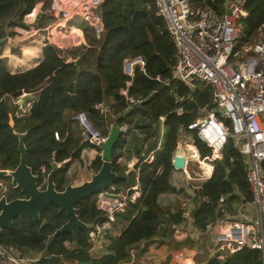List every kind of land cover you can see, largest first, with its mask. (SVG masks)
Returning <instances> with one entry per match:
<instances>
[{
  "label": "trees",
  "instance_id": "obj_1",
  "mask_svg": "<svg viewBox=\"0 0 264 264\" xmlns=\"http://www.w3.org/2000/svg\"><path fill=\"white\" fill-rule=\"evenodd\" d=\"M226 1L190 0L192 5L208 6L218 14L224 11ZM39 3L43 13L37 22L39 27H44L55 20L53 15L48 14L51 0H0V43L6 36L15 34L12 28L19 26L27 29L24 19ZM245 9L247 15L242 18L243 28L236 40L235 50L254 41L258 29L264 25V0H246ZM98 11L103 31L96 38L93 30L83 25L81 29L87 46L83 44L76 51H70L73 56L79 54L75 61H68L67 50L51 42L42 47L40 62L24 71L11 73L0 58V168L14 169L17 166L18 138L14 131L25 132L27 163L39 176V184L49 173L50 163L55 162L54 181L57 190H62L67 184L68 160H81L82 151L90 147L87 141L75 135L71 124L74 121L70 119L73 113L87 112L93 125L106 135L109 118L113 120L129 109L125 116L116 119V123H132L136 117L147 120L152 131L145 133V138L158 136L159 118L164 116L161 148L154 152L152 161L144 162L140 158L135 165L142 197L137 203L130 204L124 213L118 214L127 222L119 235L109 237L106 245L108 252L91 256L88 228H80L75 242L70 231L54 237L48 253L60 257L56 264H132L133 257L144 252L146 243L155 237H168L170 240L174 228L167 221L166 211L160 207L158 197L171 187L172 158L180 132L185 131L191 136L200 157L210 153L191 124L197 117L198 108L212 107V89L204 82L196 81L195 89L191 90L185 83L171 79L174 46L163 18L157 14L155 0H104ZM5 27L11 30L6 32ZM132 56L142 58L143 68H137L129 77L123 72L122 64L125 58ZM128 80H131V85L125 95L121 90L126 88ZM24 90L38 91L37 99L28 115L17 117L14 115L16 106L9 100ZM172 92L182 97V114L173 112L176 104ZM127 96L140 99V102L128 108ZM110 99L113 102L109 105L108 114L96 107ZM9 113L13 115V127L8 124ZM120 148L112 151L113 170L119 169L116 160L122 155ZM101 163V156H95L91 169L98 171ZM226 171H229L227 178ZM3 180L9 200L24 195L11 188L9 178ZM135 182L136 173L130 171L114 184L125 189ZM193 191V225L203 232L217 216L216 205L221 195H226L225 202L229 206L236 201L252 200L246 180V162L234 145L233 138L227 139L222 157L214 163L211 176ZM96 199L97 194H92L76 205L79 219L86 224H93L100 217ZM65 221L64 213L50 204L40 212L39 220L18 217L11 227L0 229V242L13 245L23 255L42 253L48 237L55 230L48 222H54L59 227ZM219 255L218 252L204 264H264V252L247 245L228 253L224 259H219ZM30 264L50 263L47 258H42Z\"/></svg>",
  "mask_w": 264,
  "mask_h": 264
},
{
  "label": "built area",
  "instance_id": "obj_2",
  "mask_svg": "<svg viewBox=\"0 0 264 264\" xmlns=\"http://www.w3.org/2000/svg\"><path fill=\"white\" fill-rule=\"evenodd\" d=\"M103 2L104 0H51L49 12L59 16L60 20L53 21L46 27L47 41L57 45L60 31L66 25L75 26L77 20L87 24L99 38L103 24L98 9ZM245 3L246 0H227L224 11L218 14L208 6L192 5L190 0H155L157 14L163 18L174 46L171 79L185 83L191 90L195 89L196 81L204 82L212 89V107L198 108L197 117L191 124V128L210 149V153L200 157L196 148L199 154L197 158H187L184 154L185 167L182 171L187 173L185 179H203L199 172L192 177L186 171L188 165L207 163L213 168L214 163L222 157L227 139L231 137L246 162V180L252 194L250 203L260 213L258 222L261 232L257 233V223L253 227L243 209H238L236 216L229 220L230 215L224 207L226 195L219 197L217 216L210 228L228 225L229 235L233 238L221 246L224 252L218 256L219 259H224L228 253L243 245L264 252V25L258 29L254 41L235 50L236 40L243 28L242 18L247 15ZM227 9L229 13L226 12ZM122 65L125 75L132 77L137 68H143V60L140 56L127 57ZM130 85L131 80H128L126 88L121 92L126 94ZM172 96L176 104L173 112L182 114V97L176 92H172ZM127 100L128 107L140 102V99L130 96H127ZM96 107L101 108V103ZM70 119L79 125L84 140L95 156H101V145L107 136L93 125L87 112H75ZM159 119L163 123L164 116ZM119 132L121 139L125 142L129 140L128 125H121ZM161 144L162 138L156 137L154 149L142 161H152L154 152L161 148ZM92 160L89 158L86 162L89 168ZM116 163L124 165L129 172H135L136 182L125 189L111 184L97 193L96 209L100 212V217L88 228V242L91 245L89 253L94 255L107 245L117 221L116 214L124 213L130 204L137 203L142 197L137 180L138 170L134 163L120 161V157ZM181 214L187 223L193 224L192 212L185 204ZM43 257L48 255H23L13 245L0 242V264H30Z\"/></svg>",
  "mask_w": 264,
  "mask_h": 264
},
{
  "label": "crops",
  "instance_id": "obj_3",
  "mask_svg": "<svg viewBox=\"0 0 264 264\" xmlns=\"http://www.w3.org/2000/svg\"><path fill=\"white\" fill-rule=\"evenodd\" d=\"M38 5L40 8L41 4ZM36 6L33 9V11L30 14H28L24 19L25 24L27 25V28H29L28 30H30L31 34L27 35L25 33L26 31H28L27 29L24 31V33H22L21 29L23 30L24 28L16 26L12 28V30L15 32L14 34L15 37L11 38L6 36L5 38H3V42L0 43V58H2L5 61L6 66L11 73L27 70L37 65L42 59V47L46 44V42H48L47 38L44 37V35L37 34V29H35L33 25L29 24L33 21V20L31 21V17L34 16V19L38 26L37 20L40 17L41 13H43V11L39 12V10L36 9ZM51 15L55 17L54 21L60 20L59 16H56L52 13ZM52 22L53 21L49 22L46 26L50 25ZM73 28L78 30L80 33L79 34L76 33L75 35L72 36V34L75 33L73 32ZM69 36L72 37L68 38ZM58 37H59V43L57 45L63 50H67V52L69 51V53H67L68 54L67 60L75 61L76 58L79 56V54L76 53L75 56H73L70 51L71 50L76 51L83 44H86L82 29L78 28L76 24L73 27L66 25L65 28L60 31ZM11 39L15 42L14 45L10 43ZM84 46H87V44ZM13 49H16V51H13ZM81 50H83V48H81ZM126 91L128 90L126 89ZM37 95H38V91L29 90L27 92H22L19 96L13 99L10 98L9 103L16 106L14 115L17 117H23L28 115L32 104L37 99ZM112 102L113 100L110 99L108 100V102L101 103L102 111L108 114L109 105ZM69 115L70 113L68 114V116ZM109 119H110L109 120L110 123H109L108 132L109 130L112 129V127H114L116 123V118L113 120L112 118ZM71 124H72V128L76 131L75 135L77 137L82 138L83 141H85L84 137L81 134L79 126L75 122ZM124 124L128 125V128L130 129V138L128 141L121 143L122 146L120 145L121 147L120 150L122 151V155L120 156V161L127 160L134 163L135 166L136 163L139 162L140 158L145 159L148 155L149 151L146 149V145L149 142V140H151L153 137L145 138L144 135L145 133H149L152 131L151 125L147 120L139 117L134 118L132 123H128V124L122 123L121 125ZM121 125H118V127H120ZM158 129H157L158 130L157 139L161 137L163 140L164 128H163V123H161V121L159 123ZM56 139H58V135H56ZM185 144L194 146L192 140H189L187 143L182 144L178 139V143H177L178 147H184ZM138 145H140V147ZM184 150L186 152V155H189L191 159L195 158V152L192 151L191 147L186 146ZM84 153H86L87 158H91V159L95 158V153L91 148L84 149L82 151L81 157L83 156ZM68 161H69V167L66 173L67 183L78 185L90 179L91 172H93L91 168L87 166L86 171L81 172V170L79 169V166H81V164L78 165L79 163H77L78 161H80V159L68 160ZM192 164L190 163L186 169L188 173H189V167ZM75 165L77 166L75 167ZM206 165L209 164L207 163L197 164L199 169L198 172L200 173V176L204 177L201 180L192 179L187 181L185 179V176L187 175L185 171L176 170V169L173 170L170 176V184L171 186L176 187L177 189L176 190L169 189L168 191L162 192L158 197V203L160 207L164 211H166L165 217L167 218V221L170 222L174 228L172 236L170 240H168V237H166L165 239L157 236L148 243L144 242L143 245L145 243L147 244L146 250L133 257L132 264H204L209 259L214 257L218 252L219 254H222L224 251L221 249V246L233 240V238L229 235L228 225L222 228L215 227L211 229L210 228L212 226L211 223L208 229L205 232H203L195 228L193 224L191 225L187 223L185 219H183L182 217L181 220L178 221L176 224H174L169 217L170 213H174L178 210H181L184 204L193 213L195 206L194 202L191 199L192 195L194 194L193 190L195 188L198 189L200 185L204 181H206L213 172L214 167L212 168L209 165L210 166L209 168ZM128 172L129 171H127L126 174H128ZM70 176L72 177L71 181H70ZM179 188H183V191H179L178 190ZM236 202H234L231 206L227 205L226 202H225L226 204H224V206H226L227 208L226 211L228 215H230L229 220L236 216L238 209H243L247 212L248 220L252 224V226L254 227L255 223H257L256 231L257 233H260L261 225L258 222L260 213L258 212V210L254 206H252L250 202H246V201H242L240 203H236ZM126 222L127 219L125 217L119 216V219L116 221L113 232L111 233L110 236L119 235L121 230L124 228ZM116 225L118 227H116ZM242 239H238V240H242ZM105 252H108L106 246L103 247L97 255L91 253L90 255L98 256L99 254ZM72 264H77V263L74 262Z\"/></svg>",
  "mask_w": 264,
  "mask_h": 264
},
{
  "label": "water",
  "instance_id": "obj_4",
  "mask_svg": "<svg viewBox=\"0 0 264 264\" xmlns=\"http://www.w3.org/2000/svg\"><path fill=\"white\" fill-rule=\"evenodd\" d=\"M229 13V9L226 10ZM12 45L15 42L11 39ZM23 92H27L24 90ZM129 112V109L116 116H125ZM8 124L13 127L14 120L9 113ZM113 128V127H112ZM18 138L17 150L19 153V162L14 169H1L0 168V229L5 227H11L13 220L18 217L30 218L32 220H39L40 212L43 208L50 204H54L58 207L59 212H63L66 221L59 227H56V223L48 222L55 230L52 235L48 237L44 253L49 255L48 248L53 241L54 237L63 232H72V241L75 242L78 230L80 228H89L91 224H86L79 219L77 214L76 205L84 198L97 194L109 185L114 184L118 179L126 177L127 168L125 166H119L118 170L112 168V151L114 150L117 141H114L116 133H111L107 139V142L103 146L101 153L102 163L98 171L91 172L90 179L82 182L78 185L67 183L62 190H57L56 183L54 181V171L57 168L55 162L50 163V171L44 179V187L39 185V176L35 174L31 167L27 163V153L24 139L26 133L14 131ZM120 132L118 133V138ZM156 140L153 137L146 145V149L150 151ZM60 142H58V146ZM140 147V145H138ZM137 152V150H136ZM118 164V163H117ZM172 165L176 170H182L185 167L184 151L182 147H176L175 154L172 159ZM229 171H226V178ZM9 178L12 189L19 190L24 193L26 197H16L8 200L3 192L6 186L1 180ZM42 184V185H43ZM170 189L176 190V187L171 186ZM179 191H183V188H179ZM194 215V212L192 213ZM170 219L174 224L181 220V210L169 214ZM213 226V223H212ZM60 260L57 255H49L48 261L50 264H56ZM27 264V263H25Z\"/></svg>",
  "mask_w": 264,
  "mask_h": 264
},
{
  "label": "rangeland",
  "instance_id": "obj_5",
  "mask_svg": "<svg viewBox=\"0 0 264 264\" xmlns=\"http://www.w3.org/2000/svg\"><path fill=\"white\" fill-rule=\"evenodd\" d=\"M39 4H41V3H39ZM42 5V4H41ZM36 9L37 10H39V12H42V10H41V7L39 8V5L37 4V6H36ZM48 14H51V13H49L48 12ZM33 20V21H32ZM31 23H29V24H31V25H33V27L35 28V29H37V34H41V35H44V37H46V34H47V26L46 27H39V26H37V23H36V21H35V19H34V16H32L31 17ZM44 22V21H43ZM77 24H76V26L78 27V28H82L83 27V25L85 26H87V24H85V23H83L81 20H77ZM17 28H19V27H17ZM29 28H27V30H28ZM5 30H6V32H9L11 29L10 28H8V27H5ZM26 29H21V31H22V33H24V31H25ZM73 32H75L74 34H72V36L73 35H75L76 33L77 34H79L80 32L78 31V30H76L75 28H73ZM27 35H30L31 33H30V30H28V31H26L25 32ZM22 36V35H21ZM72 36H69L68 38H70V37H72ZM9 37H11V38H14L15 37V35H13V36H9ZM26 38H28V37H26ZM47 38V37H46ZM67 53H69V51L67 52ZM76 123V122H75ZM77 124V123H76ZM78 125V124H77ZM79 126V125H78ZM158 127H159V125H158ZM99 129V128H98ZM100 130V129H99ZM158 130H160V129H158ZM111 133H116V136H115V139H114V141H117V143H116V146H115V148H114V151H117L118 149H119V147H120V145H121V140H120V137L118 138V133H119V127H118V123H115V125H114V127L111 129V130H109V132L106 134V136H107V138H106V140L102 143V145H101V151H103V146L105 145V143L107 142V139H108V137H109V135L111 134ZM158 134V133H157ZM179 140H180V142L182 143V144H184V143H187L189 140H192V138H191V136L189 135V134H187L185 131H181L180 132V134H179V138H178ZM184 142V143H183ZM89 150V149H88ZM89 158H87V156H86V153H84L83 154V156L81 157V160L80 161H78L77 163H79L78 165H80L81 164V166H79V169L81 170V172H83V171H86V169H87V160H88ZM77 165H75V167H76ZM198 171H199V169H198V166L197 165H195V164H192L190 167H189V174L192 176V177H194L195 175H197L198 174ZM80 172V173H81ZM71 176H70V181H71ZM116 220H118L119 219V215L118 214H116ZM116 227H118L117 225H116ZM34 254H39V253H34Z\"/></svg>",
  "mask_w": 264,
  "mask_h": 264
},
{
  "label": "bare ground",
  "instance_id": "obj_6",
  "mask_svg": "<svg viewBox=\"0 0 264 264\" xmlns=\"http://www.w3.org/2000/svg\"><path fill=\"white\" fill-rule=\"evenodd\" d=\"M186 146H188V147H191V148H192V151H194V152H195V158H197V152H196V149H195V147H194V146H192V145H189V144H185V145H184V147H182V148H183V151H184V154H185V156H186L187 158H190V156H189V155H186V152H185V150H184V148H185ZM206 166L210 168V166H209V165H206Z\"/></svg>",
  "mask_w": 264,
  "mask_h": 264
},
{
  "label": "flooded vegetation",
  "instance_id": "obj_7",
  "mask_svg": "<svg viewBox=\"0 0 264 264\" xmlns=\"http://www.w3.org/2000/svg\"><path fill=\"white\" fill-rule=\"evenodd\" d=\"M2 182H3V184H4V180H1ZM9 181H10V179H9ZM2 193H4L5 194V196H6V198L8 199V197H7V193H6V189H5V191L3 190V192ZM22 197H26V195L24 194ZM9 200V199H8ZM40 254H42V255H47V254H45L44 253V251L42 252V253H40ZM49 256V255H48ZM44 258V257H43ZM47 259H48V257H46ZM42 259V258H41ZM40 260V259H39ZM38 261V260H37Z\"/></svg>",
  "mask_w": 264,
  "mask_h": 264
}]
</instances>
